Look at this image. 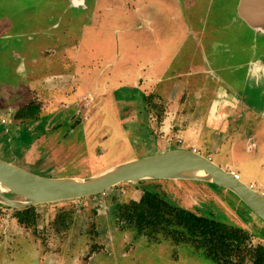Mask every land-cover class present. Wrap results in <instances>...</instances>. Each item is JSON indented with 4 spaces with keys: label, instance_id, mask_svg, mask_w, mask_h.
<instances>
[{
    "label": "rangeland",
    "instance_id": "rangeland-1",
    "mask_svg": "<svg viewBox=\"0 0 264 264\" xmlns=\"http://www.w3.org/2000/svg\"><path fill=\"white\" fill-rule=\"evenodd\" d=\"M101 1L105 9L115 0ZM116 1L129 4L133 20L123 22L138 41L158 31L170 42L164 46L169 55L138 51L133 57L140 67L103 70L79 44L96 19H112L105 33L116 37L125 24L114 20V11L93 16L96 0L85 7L72 0H0V159L45 177L87 178L169 147L195 148L264 190V80L255 86L249 79L251 62L264 60V36L239 19L240 0H159L168 7L139 1L138 13L136 1ZM88 59L95 66L90 72L83 67ZM154 62L161 67L155 70ZM151 74L156 80L146 88ZM127 77L137 84L143 79L142 86L125 88ZM123 95L134 105L120 104ZM31 104L39 108L36 121L14 120ZM163 108L166 116H182V126L162 116ZM159 184L176 206L240 226L253 245L264 244V222L233 193L196 181ZM140 187L119 185L95 197L35 206L31 227L0 205V264H215L192 244L155 242L116 225L113 202L138 200Z\"/></svg>",
    "mask_w": 264,
    "mask_h": 264
},
{
    "label": "water",
    "instance_id": "water-1",
    "mask_svg": "<svg viewBox=\"0 0 264 264\" xmlns=\"http://www.w3.org/2000/svg\"><path fill=\"white\" fill-rule=\"evenodd\" d=\"M240 18L264 34V0H241ZM196 181L233 193L264 222V195L233 171L189 149H170L131 160L87 178H51L0 159V205L20 210L104 194L119 185L141 181ZM11 197L21 198L17 201Z\"/></svg>",
    "mask_w": 264,
    "mask_h": 264
},
{
    "label": "trees",
    "instance_id": "trees-1",
    "mask_svg": "<svg viewBox=\"0 0 264 264\" xmlns=\"http://www.w3.org/2000/svg\"><path fill=\"white\" fill-rule=\"evenodd\" d=\"M38 113V106L31 104L18 111L14 120L21 124L33 122ZM160 182L164 181L138 182L135 185H140L142 191L138 200L113 202L111 211L114 210L115 223L121 230L134 231L137 237L155 242L192 244L215 264H264V244L253 245L248 230L176 206L167 199ZM127 185L130 184H124ZM35 209L15 210L14 217L22 226H35Z\"/></svg>",
    "mask_w": 264,
    "mask_h": 264
},
{
    "label": "crops",
    "instance_id": "crops-1",
    "mask_svg": "<svg viewBox=\"0 0 264 264\" xmlns=\"http://www.w3.org/2000/svg\"><path fill=\"white\" fill-rule=\"evenodd\" d=\"M134 1H136L135 3H133V4H135L134 13H138L139 12V7H141L142 5H144V7H146L147 5H149V6H156V5L158 6V5H160L161 7H165V6L168 7V5L165 2L162 3V2H159V0H134ZM139 1L142 2V5L139 3ZM83 2H84V4H82V5L85 7L86 1L84 0ZM100 2L103 3V1H101V0H96L95 5L93 7L94 10H95V12H93L94 13L93 16H97L98 15L97 11L99 13H101L102 10L103 11H107V10L108 11H114L117 14L116 15L117 17L114 20L115 21L117 20L118 22L117 21L116 22L118 24H120V23H124L125 24L124 26L120 27L121 30L119 29L118 35L116 37H114L112 34L105 33V31H107L106 28H107L108 24L112 23V21H111L112 19H108V21H107V19H104L103 21L96 19L94 21L95 22L94 25H91L89 28H85V31H88V32L86 33V35L83 38L84 42H82V43L80 42L81 44H79V45L82 46V47L87 46L89 51L88 52L85 51L86 54H89L91 56L90 59L93 58L94 62H95V60L99 61L98 62L99 65L101 64V65L104 66L103 70H106L109 66H113V67H115V70L117 69V71L121 72V70H123V68H127V67L130 68L131 64L138 65V64H136L135 58L133 57V55L136 54V52H138V51L146 52L148 54H154V53L162 54L163 58L166 57V52L169 55V50L167 48L165 49L164 46L170 45V42H169L168 39H166V38H164L162 36L158 37V35L156 33L158 31H156V32L150 31L149 33H146V36H145V40L146 41H142L141 42V41H138L136 34L133 31L130 30V26H128L126 24V22H123V18H125V17H130V19L129 18H125L124 19L125 21H132L133 20V16H134L133 13L131 11H128L129 10L128 9V7H129L128 5L129 4L128 5L127 4H123V5L119 6V1L115 0L114 2H111V4H106L104 6L105 9H102L101 6H100ZM143 2L145 4H143ZM151 2H153V4ZM157 3H160V4H157ZM125 27L128 30L124 29ZM159 34H165V33L159 31ZM85 40H86V42H85ZM88 40H92V42L88 43L87 42ZM174 43H175V40H174ZM92 49H97V50H99L100 53L95 56L94 53H92V51H91ZM81 52L82 51L79 50L78 53L81 54ZM114 59H116V60H114ZM76 60L78 62L79 61L81 62L80 58H78V59L76 58ZM76 60H75V62H76ZM88 61H89V59L86 62L83 63V67L86 68L90 72L91 70H94L95 66L94 65L91 66ZM155 63L156 62L153 63V68L155 70L159 69L161 67V63H156V65H155ZM138 67H140V64L138 65ZM120 68H122V69L120 70ZM149 76H147V77L145 76V83L142 84L146 88H147V86L149 87L148 82H150L151 79L152 80H156L154 75L151 74ZM141 80H143V79H141ZM141 80L139 81V84H137V83L134 82V80H131L129 77H127L126 85H124V86H125V88L127 87V88H133V89L136 88V89H138L139 87L142 86L141 85ZM122 88H120V89H122ZM149 94H150L149 96H151V91L149 92ZM118 102L120 104H121V102H126L125 105H127V104H132L135 101L132 100V99L129 100L126 95H125V97L123 95V99H121V100L119 99ZM119 103H117V104H119ZM132 105H134V104H132ZM135 105H137L136 108H138L137 102H136ZM132 109H134V108H132ZM153 110H155V107H152V106H149V105L146 108V111L149 112L150 114H152V116L154 115L153 112H152ZM132 111H135V110H132ZM161 114H162V116H164V117H166V118H168L170 120L171 119L172 120L177 119L178 122H179V127L182 126L180 124V120H183L184 118L182 116H180L179 114L178 115H173V116H168V115L166 116V111L164 110V108L162 109ZM1 122H4V119H2ZM2 125L6 128L5 131H7V133L11 132L8 129V127H6V126H8L6 124V122H4ZM179 127H178V130L176 131L177 133H179L178 132L180 130ZM168 133H170V135H171V133H172L171 130H170V132L168 130ZM35 134H36V132H35ZM188 135H190V134H188ZM197 136H200V135H197ZM178 137L182 138V135L179 134L178 136H176V138H178ZM29 143H30V140H29ZM30 145H32V144H30ZM170 149H179V148H177V147L176 148L169 147L166 150H170ZM190 150L193 151V150H196V149L193 148V149H190ZM161 151H165V150L156 151L153 154H156V153L161 152ZM196 152L199 153L197 150H196ZM145 156H150V155H145ZM208 158L210 159V157H208ZM233 172L235 173V171H233ZM130 185H132V184H130Z\"/></svg>",
    "mask_w": 264,
    "mask_h": 264
},
{
    "label": "clouds",
    "instance_id": "clouds-1",
    "mask_svg": "<svg viewBox=\"0 0 264 264\" xmlns=\"http://www.w3.org/2000/svg\"><path fill=\"white\" fill-rule=\"evenodd\" d=\"M80 3H83V0H80ZM249 79L254 81L255 86H260L261 81L264 80V62H251V66L249 68Z\"/></svg>",
    "mask_w": 264,
    "mask_h": 264
},
{
    "label": "flooded vegetation",
    "instance_id": "flooded-vegetation-1",
    "mask_svg": "<svg viewBox=\"0 0 264 264\" xmlns=\"http://www.w3.org/2000/svg\"><path fill=\"white\" fill-rule=\"evenodd\" d=\"M84 1V0H83ZM86 1V0H85ZM240 2H241V0H240ZM240 2H239V4H238V6H237V16L239 17V19L241 20V22H243L245 25H247L251 30H253L246 22H244V21H242V19L240 18V15H239V5H240ZM72 3L74 4V6H83L82 4H84V2L83 3H80V0H72ZM253 32H254V34L257 36V37H263L264 36V34H262V33H257V32H255L254 30H253ZM253 61V60H252ZM256 61H261V62H264V60L261 58V57H258V59L256 60Z\"/></svg>",
    "mask_w": 264,
    "mask_h": 264
},
{
    "label": "built area",
    "instance_id": "built-area-1",
    "mask_svg": "<svg viewBox=\"0 0 264 264\" xmlns=\"http://www.w3.org/2000/svg\"><path fill=\"white\" fill-rule=\"evenodd\" d=\"M193 151H195L196 152V150H193ZM252 189H254V190H256V191H258V192H260L261 194H263L264 195V190H261V189H258V188H256L255 186H253V185H249Z\"/></svg>",
    "mask_w": 264,
    "mask_h": 264
}]
</instances>
